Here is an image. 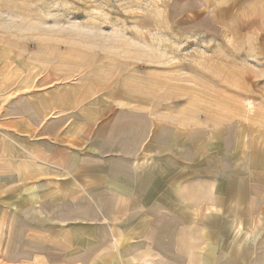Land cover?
<instances>
[{
	"label": "crops",
	"instance_id": "obj_1",
	"mask_svg": "<svg viewBox=\"0 0 264 264\" xmlns=\"http://www.w3.org/2000/svg\"><path fill=\"white\" fill-rule=\"evenodd\" d=\"M15 96L0 264H264V143L93 81Z\"/></svg>",
	"mask_w": 264,
	"mask_h": 264
},
{
	"label": "rangeland",
	"instance_id": "obj_2",
	"mask_svg": "<svg viewBox=\"0 0 264 264\" xmlns=\"http://www.w3.org/2000/svg\"><path fill=\"white\" fill-rule=\"evenodd\" d=\"M55 81L151 96L264 143V0H0V99Z\"/></svg>",
	"mask_w": 264,
	"mask_h": 264
}]
</instances>
